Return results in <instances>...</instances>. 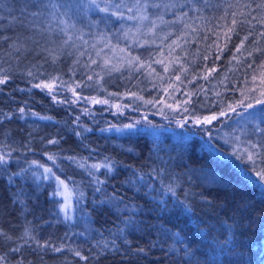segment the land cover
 <instances>
[{
	"label": "trees",
	"instance_id": "trees-1",
	"mask_svg": "<svg viewBox=\"0 0 264 264\" xmlns=\"http://www.w3.org/2000/svg\"><path fill=\"white\" fill-rule=\"evenodd\" d=\"M149 3L140 21L0 0V264H264V180L245 162L264 167V124L238 106L264 90V0ZM76 96L108 103L80 121ZM41 165L74 189L73 222Z\"/></svg>",
	"mask_w": 264,
	"mask_h": 264
},
{
	"label": "snow or ice",
	"instance_id": "snow-or-ice-1",
	"mask_svg": "<svg viewBox=\"0 0 264 264\" xmlns=\"http://www.w3.org/2000/svg\"><path fill=\"white\" fill-rule=\"evenodd\" d=\"M86 7L88 9H91L93 11H98L100 13H104L105 16L103 17L104 19H107L108 17H115L117 20H123L125 19L124 12L121 10L123 8H126L128 12H132L134 9L138 13L137 16H128V20L132 19H138L140 21H146L149 19V8H160L161 5L158 3H149V0H134V3L132 6H128L127 4L123 3V0H121L120 3H116L115 0H85ZM103 5V6H102ZM264 6V5H262ZM53 7H56V5H53ZM167 7V5H165ZM0 19H3V17H0ZM160 20H163V17H159ZM153 25H155V21L152 22ZM236 21H233V24H235ZM150 31L152 29H149ZM264 35V33H262ZM244 40H247V36L244 37ZM243 47V41L241 44L236 48V51L239 52L240 48ZM261 69H264V63H261L260 65ZM214 71V69H212ZM31 75V73H29ZM206 78V77H205ZM257 77L254 75L253 79L255 80ZM7 77L0 78V85H3L7 82ZM91 79V77H90ZM179 79V77H177ZM260 80L261 83L264 84V72H261L260 74ZM33 87L41 88V90L47 89L49 92L52 91V85L51 84H36L33 85ZM243 95V94H242ZM53 99H55V96H53ZM245 99H248L245 97ZM255 99V104L252 102H249L247 105L243 103V100L239 102L238 106L242 107L247 111L248 109H252L248 115L252 118L259 119L262 124H264V90L260 91L259 97L258 98H253ZM95 103H104L107 104V100L103 101H94ZM257 105L260 106L259 109H257ZM116 107H119L117 105ZM231 111H236L235 107L229 106ZM21 113H23V109H20ZM219 116H227V112L222 110L219 113ZM219 117L215 114L210 115V116H205L203 120L201 121L199 118L197 119L196 123L197 124H204L208 125L211 124L212 121L217 120ZM127 128L131 129L132 125H127ZM260 131L264 132V128H260ZM50 143H57V141H50ZM255 147V146H253ZM234 155H239L238 153H234ZM8 156H10V153L5 155V154H0V166H6L9 163ZM49 159H53V157L49 156ZM249 163L252 168L256 171V174L260 177L261 180H264V167H257L256 165V159L252 153H248L247 155V160L245 161ZM262 163H264V158H262ZM82 166V165H81ZM107 167L109 171H112V165L111 164H106V165H100V164H93L91 167L94 169H99L100 167ZM41 167H43L41 165ZM44 172L51 174L52 176H55V173L52 172L51 168L45 167ZM56 180L58 181L59 185H63L65 188H67V185L65 184L64 180L59 179V177H56ZM99 183H103V181H98ZM96 191H101L100 188H96ZM53 196L56 195L55 192L52 194ZM115 197L112 199V203H115ZM103 203V202H102ZM62 211L65 213V219H69V206L67 203H65L62 206ZM45 247L48 245L45 244ZM13 251H18V249L14 248L12 249ZM56 251H60V248H56ZM140 251H143L142 249ZM76 255H80V253L77 251ZM3 257H0V260H2ZM81 259H86V257H81Z\"/></svg>",
	"mask_w": 264,
	"mask_h": 264
},
{
	"label": "rangeland",
	"instance_id": "rangeland-1",
	"mask_svg": "<svg viewBox=\"0 0 264 264\" xmlns=\"http://www.w3.org/2000/svg\"><path fill=\"white\" fill-rule=\"evenodd\" d=\"M54 91L55 95L54 96H58V94L60 95V92L57 89L52 90ZM63 98V97H62ZM73 101H71V107L73 109H76L80 115L77 116L78 120H82V115H86L88 113V111H93L94 107L96 106V104L94 101H98L95 99H87L85 100L84 98L80 97V96H76L72 99ZM101 104V103H99ZM219 118L221 116H218ZM218 118V119H219ZM201 121L203 119H200ZM215 121V120H214ZM212 121V122H214ZM171 123V122H168ZM109 124V123H108ZM127 125H132V128L129 129L126 126ZM153 125V122L150 121L146 116L144 117H138V118H134V119H128L125 122H123L121 125H110L108 126L109 128H114V129H109V130H114V131H124V130H132L135 128H150ZM209 125H204V124H197L196 121H194L191 124V127H198L199 130H202L203 132L208 134V128ZM200 127V128H199ZM237 137V136H236ZM238 138V137H237ZM44 168L43 167L41 170L43 171V174H46L48 176V173L44 172ZM49 176L53 177V179L56 182V197L60 200V206H59V217L61 220L67 221V222H73L75 219V199H76V194L74 189L68 184V182H66L65 180V184L67 185V188H65L63 185H59L58 181L56 180L55 176H52L51 174H49ZM61 179V178H59ZM63 180V179H61ZM67 203V205L69 206V219H65V213L64 211H62V206Z\"/></svg>",
	"mask_w": 264,
	"mask_h": 264
}]
</instances>
